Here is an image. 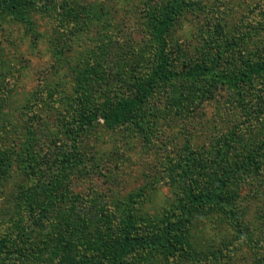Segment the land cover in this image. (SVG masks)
I'll return each instance as SVG.
<instances>
[{
  "label": "rangeland",
  "instance_id": "374dc122",
  "mask_svg": "<svg viewBox=\"0 0 264 264\" xmlns=\"http://www.w3.org/2000/svg\"><path fill=\"white\" fill-rule=\"evenodd\" d=\"M44 1L55 4V11L23 6L30 24L0 9V153L7 155L0 176V237L13 235L9 250L20 244L14 237L24 226L19 192L28 182L23 161L30 149L51 166L58 149L72 155L75 164L58 172L57 195H71L81 207L72 214L70 202L63 201L57 210L38 213L29 239H20L25 260L6 256L0 264H57L65 246L71 261L94 252L130 205L141 230H158L178 213L189 151L202 162L192 180L200 174L206 182L232 170L229 188L236 199L228 208L237 213L238 226L223 205L194 210L185 231L187 253L172 257L157 250L147 260L134 252L126 264H260L264 158L252 161L251 148L264 138V114L246 121L243 107H264V81L256 77L238 90L207 82L192 94L181 81L173 90L161 84L132 121L109 127L100 119L78 134L74 147L66 129L75 99L87 93L108 101L131 92L132 79L147 65L152 16L167 0ZM167 39L175 58L180 56L177 68L197 57L209 59L217 48L225 49L222 67L233 74L244 56H264V0H192ZM248 123L252 131L242 132ZM227 140L229 148L219 152V142Z\"/></svg>",
  "mask_w": 264,
  "mask_h": 264
},
{
  "label": "trees",
  "instance_id": "16d2710c",
  "mask_svg": "<svg viewBox=\"0 0 264 264\" xmlns=\"http://www.w3.org/2000/svg\"><path fill=\"white\" fill-rule=\"evenodd\" d=\"M191 2L192 0H167L161 11L152 16L147 65L143 72L132 79L129 85L131 87L129 94L112 95L108 101L106 99L101 101L100 96L91 95L89 97L87 93H84V96H77L71 106L73 108L71 126L70 129H66L70 132L74 147L78 134L100 119L103 124L109 127L132 121L137 111L148 103L150 97L155 93L156 87L161 84H170L173 90L177 88V81H181L186 84L187 92L192 94L193 90L204 91L207 82L210 84L219 81L238 90L240 85L251 83L256 77H260L264 81V56L261 54L255 59L251 58L252 56H242L243 58L240 60L242 67L233 74H227L222 67L226 60L225 49L217 48L209 59L197 57L190 60L189 63H187L188 61L185 62L186 64L181 68H177L176 61L180 56L175 58V55L172 54L173 51L169 46L167 36L179 14ZM35 5H41L48 10L55 11L53 8L55 4H48L44 0H0V9L10 11L22 22L28 24H30V20L23 6ZM216 28L219 29L218 26ZM211 40L212 43L215 42L214 38ZM213 46L210 43L209 47L213 48ZM243 110L246 121L257 120L264 114V107L261 108L258 105H253L248 111L243 107ZM243 129L242 132L250 133L248 131H252L253 128L248 123ZM233 136H235L236 141L238 139L237 133ZM227 141L229 142V140ZM230 143L219 142L218 151L227 150ZM251 149L252 161L253 159L256 161L263 159L264 138L256 140ZM58 151V159L53 164L51 163L52 166L45 155L34 156L30 154L33 153L31 149L28 151L23 161V169L27 174L28 182L19 192L22 199L24 226L17 237H14L18 239L20 244L12 246L9 250L13 235H3L0 237V257L7 256L6 259L11 257L17 262L25 260L27 250L25 246H20L24 243L21 241L24 239L26 241L31 236L33 227L32 225L29 227V225L37 218L38 213H40L39 216H43L51 209L57 210L59 209L58 205L65 206L63 201L70 202L68 206L70 213H78L81 206L75 197L61 193L57 195L59 191L57 183L60 180L58 172L63 173L75 164L71 154L60 152V149ZM196 156L195 151H189L185 154V161L187 162L182 172L186 173L187 179L183 182L184 194L180 198L178 213L172 221H168L156 231L141 230V223L133 213L135 206L130 205L128 208L126 206L127 210L122 215V221L117 223L115 233L106 237L107 233L104 232L103 241L100 242L94 252L79 254L75 258L73 257L74 259L71 261L65 246V248H61L57 264H126L127 258L134 252L144 253L148 260L151 259V254L157 250L172 257L185 254L188 252L184 240L185 231L191 220V215L194 210H202L209 206L223 205L227 209L231 223L237 227L238 215L232 207L228 208L236 199V195L229 188L232 170L223 169L217 176L206 182L199 178L200 174L195 175L194 180H192L191 173L199 172V168L202 166V162L197 160ZM6 160L7 155L4 152L0 153V176L5 172ZM62 240L66 244L69 241L65 237ZM68 260L71 262H67ZM259 263L264 264V258H261Z\"/></svg>",
  "mask_w": 264,
  "mask_h": 264
}]
</instances>
